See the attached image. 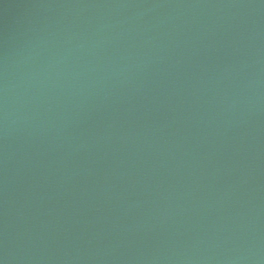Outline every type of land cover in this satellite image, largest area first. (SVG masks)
<instances>
[{
    "label": "water",
    "instance_id": "obj_1",
    "mask_svg": "<svg viewBox=\"0 0 264 264\" xmlns=\"http://www.w3.org/2000/svg\"><path fill=\"white\" fill-rule=\"evenodd\" d=\"M0 264H264V0H0Z\"/></svg>",
    "mask_w": 264,
    "mask_h": 264
}]
</instances>
